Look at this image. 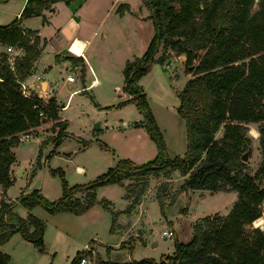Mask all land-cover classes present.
I'll return each mask as SVG.
<instances>
[{
  "label": "trees",
  "instance_id": "1",
  "mask_svg": "<svg viewBox=\"0 0 264 264\" xmlns=\"http://www.w3.org/2000/svg\"><path fill=\"white\" fill-rule=\"evenodd\" d=\"M60 1L69 0H25L18 17L0 26V45L24 51L15 59L14 74L7 68V56L0 53V244L18 233L42 252L45 224L31 213L35 206L49 214L79 215L96 204L97 187L122 186L127 179L160 174L167 177L177 171L186 176L180 186L182 191H234L236 200L229 213L225 217L200 218L192 225L188 242L174 241L171 256H162L158 261L141 258L101 264H264V230L247 229L264 213V0L256 2L252 13L255 0H140L149 12L153 35L143 55L124 65L122 91L131 97L125 102L135 100L148 118V136L159 144L144 94L134 81L146 73L148 64L162 61L153 59L159 45L184 54V72L191 74L177 95V112L185 125L184 155L157 156L139 166L119 160L93 181L71 187L58 171L62 193L56 201H47L37 190L8 201L5 191L12 183L9 172L14 157L10 148L17 143L15 135L39 126L43 119L54 123V145L65 135V123L57 121L59 106L54 98L43 102L35 94L23 96L16 82L26 76L38 55V38L32 31L22 29L20 22L43 17V11H51L52 5ZM3 2L6 0H0ZM126 9V5H119L116 12L121 14ZM248 124L258 125L261 152L251 176L240 160L243 149L250 145ZM220 128L221 137L216 139L214 135ZM82 191V198L74 196ZM17 204L27 210L26 217L14 212ZM80 255L76 253L70 264H78ZM7 260L8 256L0 252V264Z\"/></svg>",
  "mask_w": 264,
  "mask_h": 264
},
{
  "label": "rangeland",
  "instance_id": "2",
  "mask_svg": "<svg viewBox=\"0 0 264 264\" xmlns=\"http://www.w3.org/2000/svg\"><path fill=\"white\" fill-rule=\"evenodd\" d=\"M20 1L9 0L6 5L5 2L0 3V6H6L0 11V25L14 18ZM127 3L135 10L138 18L149 14L140 0H127ZM255 10L256 2L252 5L251 13ZM36 19L29 20V23L36 24L40 21ZM131 32V40L126 47L111 41L102 43L100 48L97 47L99 50L95 52L96 55L103 57V61L112 68L109 73L95 69L96 76L102 82L97 89L93 88L75 96L70 95L68 91L69 83L58 89L56 98L59 105L67 104L62 114L68 123V137L54 145V139L43 125L40 129L34 127L28 140L17 142L12 147L17 163L21 169L23 167L25 169L13 174L11 186L5 192L7 198H16L18 190L27 186L38 189L47 201H56L62 193L58 171L62 172L63 179L69 187L73 184H83L81 182L87 183L94 176H99L108 168L114 167L119 160H127L139 166L157 156L173 158L184 155L185 125L177 112L179 105L177 95L187 79L191 78L190 73L184 72V54H177L168 48L164 50L159 45L153 59L158 61L162 58V61L148 64L146 73L134 81V85L144 94L149 114L160 138L159 144L148 136V118L137 107L135 100L116 107L123 101L114 88V86L121 90L123 88V67L118 65L119 59L127 57L133 60L143 55L153 35L150 19L135 21ZM69 45L77 47L73 52L70 51L74 56L81 55L83 50L81 45L75 41ZM92 47L93 43L88 46L85 56L93 52ZM110 60L113 61L111 64ZM66 72L61 75L65 76ZM70 74L75 77L76 71L73 70ZM91 74L88 78L93 79L95 73ZM89 98H93L94 102ZM95 103L97 105H94ZM113 104L114 107H109ZM97 122L101 128L94 131L93 125ZM134 122H139L141 126H136ZM257 126L247 125L251 153L245 165L246 173L250 176L254 174L261 160ZM252 131L256 132V136ZM221 134L222 128L214 137L219 139ZM42 142L43 155L36 166L35 152ZM83 142L89 143L84 145L86 143ZM245 151L243 149L242 153ZM76 166L84 169L83 174L76 171ZM51 170L55 173L51 174ZM85 177L86 181H82ZM185 177L180 176L177 171H171L167 177L160 174L127 179L122 182L124 194L117 185L97 187L96 204L81 215L67 212L49 214L42 207L35 206L33 210L38 215L35 216L45 224L42 235L44 250L41 253L30 242H21L23 243L21 245L9 238L0 245V251L8 256L5 264H69L76 253L82 252L86 244L94 249L96 264L107 260L127 262L141 258L158 261L162 256H171L174 241L188 242L193 233L192 225L196 221L203 217L211 219L216 215L225 217L236 200V193L231 190L182 191L180 186ZM261 183L264 185V176ZM102 199H108L111 206ZM98 200H101V204ZM260 220L247 226V229L261 227L260 230H264V213ZM138 231L140 233H137ZM163 231L171 232L172 236L168 238L162 236Z\"/></svg>",
  "mask_w": 264,
  "mask_h": 264
},
{
  "label": "crops",
  "instance_id": "3",
  "mask_svg": "<svg viewBox=\"0 0 264 264\" xmlns=\"http://www.w3.org/2000/svg\"><path fill=\"white\" fill-rule=\"evenodd\" d=\"M8 1L9 0H6V2ZM24 2L25 0L20 1L18 9L14 13L13 16L14 18L13 19L12 17L8 18L9 20L10 19L14 20L18 17L24 5ZM119 5H126L128 7V10L127 9L123 10L121 14L116 12ZM5 7L6 6H0V11H3ZM34 18H37L36 20H40V21H37L36 24H30L29 20H33ZM138 19L141 20L148 19V14L144 17L138 18L135 10L130 8V4L127 3V0H69L68 2L60 1L54 3L52 5L51 11L49 10L43 11V17L41 16L31 17L24 19L20 22V27L22 29L32 31L34 34L33 36H36L38 38V45H37L38 55L32 61L31 67L28 73L26 74V76L20 80H22L25 86L27 87V89L31 91L32 94L37 95V97H41L42 99H48L51 97L54 98L56 104L60 108L57 111V117H58L57 121L65 123L66 126L65 135L61 138L60 141L68 137L69 132L67 131L68 130L67 120L65 116H63L62 114L63 111L66 109L67 104L60 103L59 105L58 99L56 98L58 89L60 88V86L63 87L64 84L69 83L70 88L68 91H70L69 93L70 95L72 94V96L81 93H86V91H90L93 88L97 89V87L100 86L102 82L96 76L95 69H97V71L105 72V73L107 72L109 73L112 70V68L108 64H106V62L103 61V57H99L96 55L95 52L99 50L97 47L100 48V45L102 43L103 44L106 43V41L107 42L111 41L115 44L123 45L124 47H126L131 40V36H132L131 28L135 24V21H137ZM12 20H10L9 22H11ZM9 22L2 25H6ZM30 41H32V38ZM72 41L73 42L75 41V43L77 42L78 45L82 46L83 50L80 56L78 55L74 56L70 52V51L73 52V49H77V47L69 45L71 44ZM61 42H63L62 46H61ZM91 43H93V47L91 49V51L93 52L90 53L88 56H85V52ZM0 47L2 48L0 50V53H4L7 57L8 56L14 57V60L24 55V51L21 48L13 47L10 53H6L5 46L0 45ZM74 53H76V51ZM129 61L132 60H130V58L127 57H121L119 59L118 65L119 67L124 68L125 63ZM112 62L113 61L110 60L109 63L111 64ZM73 70L76 71L75 77H73L72 74H70ZM89 70H91L92 74ZM63 72H66L65 76L61 75ZM90 74L94 75L95 77L93 79H91V77L88 78ZM69 76L72 77L71 81L67 79V77ZM96 83L98 84L95 86ZM114 88H116L117 94L123 98V101L118 103L116 107H119L120 105L128 104L125 103L124 101L130 98V96L124 93L120 88H118V86H114ZM89 99L92 102H94L93 98L92 99L89 98ZM80 100L83 101L82 98ZM94 105L97 104L95 103ZM114 106L115 105L113 104L112 106L109 107H114ZM109 107H104V108L107 109ZM97 123H98V128L97 129L92 128L94 131L100 130L101 128L99 126V122ZM123 124L125 125L126 122H123ZM134 124L136 126H141L139 122H134ZM43 125L45 126V129L48 130L52 139H54L56 135V128L54 127V123L52 121L51 123H48L47 121L45 123H41L39 126H37V128L40 129V127ZM38 133H40V131H38ZM83 143H86L84 145H87V143L89 142H83ZM12 147L10 148V152L14 157V162L10 165V172H9L10 178H12L15 172L20 173L22 169L23 170L25 169V167L21 169L19 164L17 163V160L15 159L14 153L12 151ZM38 147L35 152L36 157H34L35 158L34 165L36 166L39 164L38 161L43 155L42 152L43 142ZM82 149H84L83 145H82ZM75 169L78 173L83 174L84 171L83 168L76 166ZM33 173L34 170L32 171L31 176H33ZM83 176H85V174ZM97 176L98 175L94 177L96 178ZM94 177L92 180L87 181V183L93 181L95 179ZM82 181H86V177ZM81 183L83 184H73L71 186L84 185V182ZM118 187H120V189L123 190L122 192L124 194V187L123 186H118ZM32 190L38 191V189H31L25 186V188H21L20 190H18V196L16 198H8V201H15L20 195L28 194ZM77 194L78 196H75L76 194L74 196L77 198H82L84 192L82 191ZM123 194H122V198H123ZM102 200L107 201L109 203L108 206H111V203L108 199H102ZM98 201L100 203L101 200ZM92 207L93 206L88 208V210H90ZM33 209L34 208H32L31 213L35 216L37 214L34 212ZM14 212L22 218L26 217L27 215V210L18 204L14 207ZM10 238L16 240V242L21 245H23V243L21 242H27L23 240L18 233L13 234Z\"/></svg>",
  "mask_w": 264,
  "mask_h": 264
},
{
  "label": "built area",
  "instance_id": "4",
  "mask_svg": "<svg viewBox=\"0 0 264 264\" xmlns=\"http://www.w3.org/2000/svg\"><path fill=\"white\" fill-rule=\"evenodd\" d=\"M12 46H6L5 47V52L6 53H10L12 51ZM14 57H10L8 56L7 59H6V65H7V68L9 69V71L11 73H15V66H14ZM67 79L69 81L72 80V77H67ZM16 82L19 86V91L20 93L23 95V96H30L32 93L27 89V87L25 86V84L23 83L22 80H18L16 79ZM41 98V97H39ZM42 99V98H41ZM43 102H45L47 99H42ZM44 104V103H43ZM60 109V108H59ZM39 115H41V113H39ZM33 131V128H30L24 132H20V133H17L15 135L16 137V141L17 142H22V141H25L26 139H28L30 137V132ZM162 236H165V237H171L172 234L171 232H166V231H163L162 232ZM78 264H96V259H95V252H94V249L91 248L88 244H86L84 247H83V250L81 252V255L78 259Z\"/></svg>",
  "mask_w": 264,
  "mask_h": 264
},
{
  "label": "water",
  "instance_id": "5",
  "mask_svg": "<svg viewBox=\"0 0 264 264\" xmlns=\"http://www.w3.org/2000/svg\"><path fill=\"white\" fill-rule=\"evenodd\" d=\"M258 0H255V2H257ZM63 45V42H61V46ZM46 121L43 119V120H41V123H45ZM93 128L94 129H97L98 128V123H94V125H93ZM251 153V145H249L248 147H247V149H246V151L244 152V153H242L241 154V156H240V160L242 161V162H246L247 160H248V156H249V154ZM212 218H214V216H212ZM260 229H261V227H260ZM137 233H140V231H138ZM153 245H155V243H153Z\"/></svg>",
  "mask_w": 264,
  "mask_h": 264
},
{
  "label": "bare ground",
  "instance_id": "6",
  "mask_svg": "<svg viewBox=\"0 0 264 264\" xmlns=\"http://www.w3.org/2000/svg\"><path fill=\"white\" fill-rule=\"evenodd\" d=\"M252 132H253L254 136H256V132H255V131H252ZM260 221H261L260 218H258V219L255 220L253 223L260 222Z\"/></svg>",
  "mask_w": 264,
  "mask_h": 264
}]
</instances>
